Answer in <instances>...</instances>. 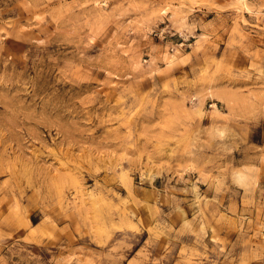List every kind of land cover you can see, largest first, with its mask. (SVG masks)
Returning <instances> with one entry per match:
<instances>
[{
  "label": "clouds",
  "instance_id": "obj_1",
  "mask_svg": "<svg viewBox=\"0 0 264 264\" xmlns=\"http://www.w3.org/2000/svg\"><path fill=\"white\" fill-rule=\"evenodd\" d=\"M11 2L0 0V13ZM22 2L27 13L25 22L20 23L18 17L6 22V27H0V85L11 86L0 88V101H9L8 112L0 115V144L9 139L17 142L15 137L22 140L18 149L0 154V168H4L5 162L11 168L8 180L0 184V264H123L124 253L134 246L145 229L131 210L126 217L115 211L116 204L122 203L117 190L121 176L128 178L125 188L145 193L148 189L143 185L154 189L157 179L166 185L165 191H154L148 197L155 202L148 205L154 240L167 237L165 255L155 264H166L175 243L182 244L177 264H264V222L254 225L245 215L257 207L264 208L261 184L264 146L249 141L252 128L264 121V68L261 67L264 61L229 77L220 73L209 77L207 72L193 66L189 70L192 80L187 77L176 80L171 76L173 68L189 64L188 58L174 63L168 58L167 67L161 69L157 61L162 57L158 55L143 63L139 56L128 55L130 49H118L111 41L104 44L110 24L117 26L124 40L132 32L138 39H146L157 21L163 22V13H143L141 20L124 25L123 17L146 6H137L135 0ZM199 3L217 7L211 0H199ZM196 4L197 0H180L179 9H173L171 3L167 7L183 23L187 13H181L180 9L191 10ZM229 10L236 13L238 29L242 22L264 32V0H228L220 11H228L232 18ZM245 12L251 23L244 19ZM196 27L195 23L188 26V32ZM166 31L158 33L162 40ZM9 35L17 47L5 55L4 41ZM183 39L187 40L188 36L184 35ZM201 40L208 43L211 36ZM119 51H124L127 60L117 55ZM157 52L156 48L152 49V53ZM257 70L260 75H256ZM94 72L106 74L105 84L110 85L114 76L120 84L118 99L109 105L105 122L113 125L111 131L118 140L116 151L123 155L107 162L97 160L94 155L84 160L94 182V186L84 187V192L91 191L94 196L80 198L73 196L71 184L63 192L57 190L49 179L51 165L43 170L29 163L23 155V144L28 142L23 137L27 133L29 140H37L30 125L44 124L56 129L62 142L78 147V138L87 132L91 120L99 119L89 111L90 105L99 100V89L88 95L94 87L90 83L96 79ZM156 75L165 79L161 82L152 79L145 85L148 91L141 92V82ZM254 79L261 81L257 89L259 97L251 95L245 86ZM122 81H128L127 86ZM5 91L16 92L17 96L23 94L29 103H11L13 97L5 98ZM245 93L249 101L259 99L260 103L237 102L235 98L245 97ZM209 100L219 101V108L213 102L210 111L205 110V102ZM174 105L179 110L170 113L168 110ZM185 105L189 107L185 109ZM165 116H168L166 124ZM140 117L147 122L137 126ZM156 117L161 119L152 123ZM205 117H211V127L203 124ZM121 126L126 129L123 133L119 131ZM109 143L106 140L102 146L106 148ZM13 156L17 157L19 168L12 166ZM73 172L77 177L82 176L79 162ZM100 172L105 173L104 178L99 176ZM136 173L140 176L139 185L132 183ZM240 174L247 177L244 184L237 182ZM173 180L179 186L173 185ZM199 185L206 186L204 193ZM225 200L229 206L222 213ZM237 200L243 202L239 214ZM139 203L130 193L129 209ZM4 204L8 205L7 214ZM160 204L168 207L166 213L158 207ZM182 205L194 211L191 223L176 228L172 222L161 231L157 225L163 216L170 221L173 216L185 220L187 213ZM133 220L138 227L129 228L128 223ZM229 229L238 233L234 242L221 235ZM182 238H187L188 243ZM256 239L260 242L254 243ZM92 245L98 251L92 250Z\"/></svg>",
  "mask_w": 264,
  "mask_h": 264
},
{
  "label": "rangeland",
  "instance_id": "obj_2",
  "mask_svg": "<svg viewBox=\"0 0 264 264\" xmlns=\"http://www.w3.org/2000/svg\"><path fill=\"white\" fill-rule=\"evenodd\" d=\"M215 3L216 8L202 6L197 0L196 6L189 10L188 8L180 9L181 13H187V20L181 22L179 16H174V12L169 10L167 5L172 4L173 9H179L180 0H135L137 6L144 5L139 10L130 11L125 17L122 18V24L128 25L131 21H138L142 19L143 13L148 12H161L164 14L163 22L157 21V24L153 26V31L147 35L146 39H138L136 33H128L127 40H124L120 33L117 32V26L115 24H110L106 29V36L104 39V44L110 41L114 43V46L118 49L131 50L128 51V55L139 56L141 62L149 63L153 59V56L158 55L162 59L158 60V66L163 69L168 65V58H171L173 63L177 59L188 58L191 62L187 65H177L173 68L171 76L176 80H183L187 77L188 80H192L193 76L190 69L195 66L201 72H207L209 77L220 73L222 76L229 77L232 73L237 71L243 73L247 71L254 64H260L264 61V32H261L259 28L253 30L249 25H244L240 23V28H237V23L235 22L236 13L232 11V18H229L228 11H220L223 9L224 5L228 0H211ZM112 5L109 4V8ZM127 7V4L125 5ZM219 13V14H218ZM20 18L19 22L24 23L27 18V13L24 12L22 0H12L9 4L8 9L0 13V27H6V22L17 20ZM244 19L250 20L247 12L244 13ZM193 23L197 25L193 32H188V26ZM251 23V20H250ZM167 29L165 32V38L162 40L159 36L160 30ZM215 35H211L212 33ZM187 35L188 39H183V36ZM209 35L211 40L208 43H203L202 37ZM6 45L5 55L10 54V52L17 46L14 45L13 37L11 35L4 41ZM97 45L101 46L100 41H97ZM156 48L157 53H152V49ZM207 50V51H205ZM118 56L127 60L124 51H119ZM264 68V64H261ZM256 75H260L259 70H257ZM96 77L95 80L90 83L94 85L91 92L88 95H92L99 89V100L90 105L89 111L94 117H99V119L94 118L91 120L87 132L78 138V147H72L65 142H62L61 137H57L56 129H49L44 124H32L33 135L38 139L33 141L28 139V134L25 133L23 140H27V143L23 144L25 149L23 155L28 158L29 163L34 166L47 170L48 166H52V171L50 173V182H52L58 191L63 192V189L71 184L74 186L73 196L83 198L85 195L92 197L94 194L89 191L87 194L84 192V187L88 185H93V179L89 178L92 173L88 171V166L83 163L84 160L92 157L93 155L97 160H103L107 162L108 159H116L123 153H118L116 151L115 145L118 143L116 139V133L112 132L111 129L113 125L111 123H106V113H110V104H115L118 99L117 89L120 84L117 83L116 77L112 78L110 85L105 84L106 74L105 73H93ZM154 79L158 82L163 81L165 78L161 75H156L151 77L148 81H142L139 90L141 92H146L148 89L145 87L151 80ZM122 83L127 86L128 81H122ZM261 81H256L255 79L250 82H246V88L251 92V95L259 97L260 93L257 91ZM11 87L0 85V88ZM5 98L11 96L13 100L11 103H21L27 104L29 101L24 99L23 94L17 96L16 92L3 93ZM248 93H245V97H236L237 102L242 103H260V100L249 101L247 99ZM217 103L218 108L220 106L219 101L209 100L205 102V110L210 111L209 105L211 103ZM9 107V101L4 99L0 101V115L7 113ZM185 109L189 105L184 106ZM179 109L174 105L172 109L168 111L171 113L173 111H178ZM39 111V109H37ZM226 114V113H225ZM114 115V114H113ZM135 120V118H133ZM160 117H156L152 120V123H156L160 120ZM163 121L166 124L168 122V116L163 117ZM141 122L145 121L144 117H140L136 121L137 126H140ZM131 123V122H129ZM203 124L211 127V117H205L203 119ZM26 126L28 122H25ZM126 129L121 126L119 131L123 133ZM17 142H13L9 139L7 143L0 144V154L5 153L8 149L16 150L20 147L22 140L20 137H15ZM110 141L108 147H103L105 141ZM249 141L251 144L257 146H264V121L260 123L259 127L252 128ZM59 157V158H58ZM17 157H12V166L19 168L20 164L16 163ZM80 164V169L82 170V176L77 177L73 169L76 167L77 163ZM144 162H147V158H144ZM127 167V165H125ZM11 175V168L8 167V162H5L4 168H0V184H3L8 180ZM99 176L101 178L105 177L104 172H100ZM127 177L121 176L120 186L118 187V194L122 201L121 204H116L115 211L120 213L122 217H126L129 210H131L136 216L139 217L140 223L143 224L145 231L138 236L137 242L134 246L124 253L123 264H155L156 261L160 260L161 257L165 255V248L167 246V237L161 236L159 241L154 240L153 228L150 222L151 219V209L148 205H153L155 202L153 199H148L149 196L153 194L154 191L163 192L166 189V185L163 184L159 179L155 181V188H149L148 184H144L143 187L148 189V192H141L134 188H125L124 185L127 182ZM237 182L244 184L247 177L240 174L236 177ZM82 181L84 184L82 186ZM101 182L103 180L101 179ZM133 185L140 184L139 173L133 174L132 176ZM173 185H176V181H172ZM261 184L264 185V176L261 177ZM112 187H116L112 185ZM201 193L206 191L205 185L198 186ZM241 189V193H242ZM134 195L139 204H133L131 209L128 207V197L129 194ZM211 196V193H208ZM192 197H188L191 199ZM147 201V203H145ZM229 203L225 200L224 207L220 209L223 213L228 208ZM3 209L5 214H7L8 205L4 204ZM166 213L168 207L164 204L158 205ZM187 216L184 221H181L177 216H173L171 221L166 217H161V223L157 227L164 231L169 223L175 222L176 228H183L185 223L190 224L194 211L188 207V205H182ZM237 214L243 208V202L241 200L236 201ZM231 213H229L230 215ZM248 219H251L254 225H258L264 222V208H255L251 213L245 214ZM247 224V220H245ZM123 226V224L121 225ZM129 228L138 227L135 220L128 223ZM222 236H226L230 242L236 240L238 233L229 229L227 232L221 233ZM254 235V233H250ZM185 244L188 243L187 238H182ZM207 242V241H206ZM260 240H254V243H259ZM78 245L79 242H74ZM190 246V245H189ZM211 247V244H209ZM92 250L98 251L95 245L91 246ZM182 251V244L175 243L173 251L169 255L166 264H177L180 259ZM239 251V249H237ZM255 264V262H253Z\"/></svg>",
  "mask_w": 264,
  "mask_h": 264
}]
</instances>
